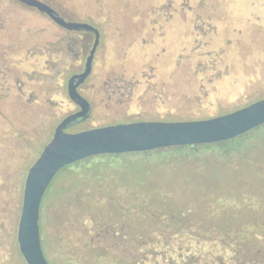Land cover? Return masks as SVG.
<instances>
[{"label":"rangeland","instance_id":"1","mask_svg":"<svg viewBox=\"0 0 264 264\" xmlns=\"http://www.w3.org/2000/svg\"><path fill=\"white\" fill-rule=\"evenodd\" d=\"M54 2L59 8L77 11L78 16L94 9L104 16V58L94 70L100 75L120 72L124 45L131 52L146 40L147 33L150 37L156 34L157 30L150 28L153 22L146 21L148 16L149 20L160 17L157 25L173 27L165 29V64L158 71L155 66L158 78L154 82L164 83L165 103L153 94L144 96L141 118L204 120L264 98V0ZM162 9L176 12L173 22L162 20ZM111 16H117L116 35L110 31ZM0 17L10 21L11 34L22 42L18 52L0 61V78L4 73L0 92V264H27L17 241L25 180L56 126L72 111L65 90L69 73L65 65L72 63L77 50L70 53L67 45L41 43L53 33L49 24L8 0H0ZM135 35L140 39L132 45ZM117 36L123 43H116ZM29 37L33 42H26ZM157 51H162L161 45L144 50L138 46L128 70L121 72L129 79H142L144 59H155ZM15 76L24 83L21 92L17 85L13 90ZM259 134L263 137L238 154L131 153L93 161L85 166L88 170L79 169L82 172L61 170L49 186L40 211L42 245L49 263L140 262L142 256L125 248L136 238H145L142 235L149 222L141 213L148 207L146 201L162 210L168 204L184 212L191 223L203 219L212 205L244 207L252 203L264 212V128ZM88 194L94 196L93 201H87ZM120 209L132 213L117 218L113 213ZM118 223L123 228L115 236L112 230ZM158 235L151 236L159 243L148 264H168L170 255L177 258L179 253L186 261L178 260L177 264H192L189 235L177 236L173 243H165L164 235ZM108 246L114 247L113 253L106 250Z\"/></svg>","mask_w":264,"mask_h":264},{"label":"water","instance_id":"2","mask_svg":"<svg viewBox=\"0 0 264 264\" xmlns=\"http://www.w3.org/2000/svg\"><path fill=\"white\" fill-rule=\"evenodd\" d=\"M19 1L47 14L70 30L92 29L86 24L65 22L55 15L51 7L38 0ZM98 44L97 33V40L84 73L74 76L69 84V97L81 106V111L68 116L57 126L52 139L30 167L25 180L17 241L19 251L27 264H50L42 245L40 211L49 186L64 168L103 155L145 153L223 143L264 126L263 98L241 109L210 119L137 122L77 133L67 132L71 123L79 118H86L89 113V103L78 94L73 82L77 79L82 81L91 73L93 56Z\"/></svg>","mask_w":264,"mask_h":264},{"label":"flooded vegetation","instance_id":"3","mask_svg":"<svg viewBox=\"0 0 264 264\" xmlns=\"http://www.w3.org/2000/svg\"><path fill=\"white\" fill-rule=\"evenodd\" d=\"M12 5L18 6L20 8L25 9L26 11H30L35 15H39L40 19L45 20L49 25V29L53 30V33H50V36L47 39L41 41L44 43L49 41L50 44H60L63 46H68V51L77 50L76 54H73L74 58L72 63H68L65 65L66 69H69V73L67 74V80L65 82V90L67 93V97L69 99V104L72 107V111L65 116L59 124L66 119L68 116L76 114L81 111V106L74 100L69 97V84L71 79L74 76L81 75L84 73L86 69V64L88 58L91 56V52L94 48V45L97 40V33L99 34V44L95 50L93 61H92V70L91 73L82 81L79 79L74 80L73 84L76 86V90L78 94L84 98L89 103V113L86 118H79L78 120L71 123L67 132L72 131L75 127L77 130H89L94 128H102L112 125L119 124H130L137 122H178L180 120L167 121L164 119H145L139 117L140 110L144 107V102L142 99L147 95H154V98L157 100H161V103L164 104V94L165 89L164 83L157 81L154 82L157 78L155 77V66L157 67V71L160 68V65L165 64V60L167 57L164 55L163 50V42L166 41L165 29L168 28L172 30L171 26H163L157 25V22H160V17L157 19L149 20V16L146 18L148 23L153 22V28L157 30L155 35L152 37L149 36V33L145 36L146 40L144 42H139L140 45L136 44V41L139 40V36L135 35L133 37L132 45H135V48H131V52L126 49V45H124V54L122 59H119V65L121 66L119 69L120 72L109 75H100L94 73L96 63L99 59L104 58V51L102 49L103 46V35H102V16L101 12L87 10L83 11L80 16L77 15V11L71 10L68 8H59L57 4L54 2L56 0H38L47 4L55 11V15L64 20L67 23H78V24H86L92 27L91 30L80 29V30H70L58 24L52 17L48 16L45 13L40 12L38 9L34 7H30L19 0H8ZM67 1V0H66ZM72 1V0H69ZM65 5V4H64ZM67 6V5H66ZM65 7V6H63ZM167 8V7H166ZM170 9H162L161 14L163 15V19H166V23L173 22L172 20L175 18L176 12L171 13ZM80 14V13H78ZM84 14V15H83ZM169 14V15H168ZM159 15V16H160ZM112 25L110 26V31L115 34L117 31V24L115 20H117V16H111ZM192 17V16H191ZM1 18V17H0ZM3 22L0 21V61L8 55H13L15 52H18L21 48L22 42H20L19 37L15 38L11 33V25L10 21L7 18H1ZM8 23V24H7ZM43 34V33H42ZM45 34V33H44ZM116 35V34H115ZM122 37L117 36V44L118 42H122ZM162 41V43H160ZM26 42H33L32 37H29ZM145 47H144V46ZM162 46V51H157L155 59H144L143 67L141 69H145L143 71L141 78L143 79H135L136 77H132L131 79L127 78V74L125 73L127 69V64L130 63V59L134 49H138V46H142L143 50L146 49V46L151 48H157L158 46ZM73 47V48H72ZM141 49V47H140ZM64 51V50H63ZM166 52V50H165ZM155 53V52H154ZM66 54V53H65ZM166 54V53H165ZM149 55V54H148ZM135 56V55H134ZM172 60H175L172 57ZM132 62V61H131ZM159 67V68H158ZM125 71L124 73L121 72ZM162 70V69H161ZM3 70L0 69V73ZM15 75V74H14ZM1 76V74H0ZM2 78H0V92H2L4 88V73H2ZM16 83L13 84L14 87L17 85L18 92L22 91V86L24 85L23 81L17 76H15ZM134 81V82H133ZM143 82V83H142ZM3 87V88H2ZM146 87V88H144ZM10 90H12L10 88ZM2 94V93H1ZM2 96V95H0ZM159 100V101H160ZM142 103H141V102ZM152 102V100H150ZM69 105V106H70ZM183 121V120H181ZM192 121V120H186ZM58 124V125H59ZM57 125V126H58ZM56 126V128H57ZM55 128V129H56ZM100 237V235H99Z\"/></svg>","mask_w":264,"mask_h":264},{"label":"trees","instance_id":"4","mask_svg":"<svg viewBox=\"0 0 264 264\" xmlns=\"http://www.w3.org/2000/svg\"><path fill=\"white\" fill-rule=\"evenodd\" d=\"M263 128L264 126L259 127L239 138L223 143L200 147H178L160 150L159 152L168 151L185 155H201L205 152L214 155L238 154L249 147L251 148L253 140H259L263 137L262 134H259ZM80 131L84 130H77L74 127L71 133ZM153 152L155 151L143 154L149 155ZM111 156L118 157L120 155L92 157L64 169H74L82 172L79 169L88 170L85 167L87 164ZM88 195L87 201H93L94 196L92 194ZM146 204L148 207L144 208L143 213H141L149 222V229L142 235L145 238L143 240L136 238L137 240L131 241L130 246L127 245L125 248L130 247V250L135 252L134 254L137 253L142 258L138 263L135 260L125 259L128 263L148 264L147 260L155 253L156 245L159 243L151 237L156 233L158 237V234L164 235L166 238L165 243L177 242V240L175 241L177 236L189 235L192 240V264H264V212L261 208L253 206L252 203L244 207L235 205L213 207L215 205H212L203 219L192 223L184 218V212L176 211L168 204L165 206L166 209H163L164 212L162 209L149 205L148 201H146ZM128 213H132V211L130 209L126 211L120 209L113 214H117L118 218L127 217ZM259 214L262 217H258ZM134 224L137 225L136 222ZM122 228L123 226L118 223L113 227L112 232L115 236L119 235ZM133 231L138 232V229L133 226ZM139 232L141 234L142 230ZM106 250L113 253L114 247L108 246ZM97 251L106 252L103 249ZM178 255L177 258L170 255L168 264H177L178 260L186 261L182 254L179 253Z\"/></svg>","mask_w":264,"mask_h":264}]
</instances>
